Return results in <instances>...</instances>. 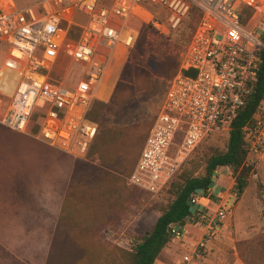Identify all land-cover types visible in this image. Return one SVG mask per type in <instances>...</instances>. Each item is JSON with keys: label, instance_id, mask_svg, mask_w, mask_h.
<instances>
[{"label": "built area", "instance_id": "1", "mask_svg": "<svg viewBox=\"0 0 264 264\" xmlns=\"http://www.w3.org/2000/svg\"><path fill=\"white\" fill-rule=\"evenodd\" d=\"M244 4L257 7L246 25L239 12ZM193 5L201 9V19L180 52V70L128 177L129 186L158 197L201 145L214 136H229L233 120L246 106L264 60V0H112L107 5L101 0H38L20 8L14 0H0V51L8 46L1 70L14 69L11 73L18 76L12 100L0 97L1 120L28 131L38 112L42 138L85 156L98 132L89 110L111 60L128 58L137 44V12L152 13L149 24L168 36ZM62 55L83 66V79L74 88L52 75ZM244 130L247 161L255 164L264 153V100ZM202 196L196 194L191 203L200 204ZM193 214L205 222L204 238L182 264H202L196 260L209 242L205 236L219 232L226 216L222 208L213 216L205 206ZM184 232L185 226L172 224L171 240L181 239Z\"/></svg>", "mask_w": 264, "mask_h": 264}, {"label": "trees", "instance_id": "2", "mask_svg": "<svg viewBox=\"0 0 264 264\" xmlns=\"http://www.w3.org/2000/svg\"><path fill=\"white\" fill-rule=\"evenodd\" d=\"M110 3L111 1L104 2L101 0L102 5ZM256 11V6L244 4L239 11L242 24L246 25ZM189 14L190 21L186 26L188 29V42L193 37L201 19L202 11L199 7L193 5ZM139 31V40L120 76V81L111 102L107 103L94 99L88 113V118L98 124V132L92 140L91 146H89L90 149L84 161L90 164L97 163V165H100L98 167L101 172L110 170L115 172L124 171L128 176L132 174L157 115L148 123L144 134L142 133L132 143H130L132 141V129L129 125H106L103 123V118L110 112L115 111V108L126 106L136 100L141 92L149 87L154 78H168L171 81L180 70V53H173V49L170 48L169 37L160 36L150 24L141 23ZM70 35L77 36L74 30H71ZM154 35L160 36L158 44L152 39ZM178 43H181V38ZM164 47H166L165 52L158 56V51L160 52ZM147 52L149 56L145 59L144 56ZM56 72L52 74L53 77ZM168 88L169 85L166 92ZM263 100L264 60L260 66L254 90L248 97L246 106L231 124L225 148L211 146L203 153H197L182 166L168 189L172 199L162 207V214L157 219L154 227L146 231L141 237L134 238L131 251L118 248L122 252V264H155L164 249L171 243V225L177 224L184 227L187 224V219L193 215L191 211L192 198L199 194V189H202L203 194L208 192L219 169L225 167L231 169L235 186L241 194L249 187L252 178L258 174V169L256 164H249L247 161L248 146L244 128L252 124L254 114ZM38 118L39 113L36 112L29 123V131L35 134L40 131ZM130 156L129 165L126 159H129ZM81 163H83V160L77 159L71 188H73L72 186L76 181L78 166ZM125 163L128 164L127 169H124ZM101 182L98 187H93L95 189H92V191L95 193L101 191L103 188H100ZM135 189L144 191L136 187ZM113 190L115 191V189ZM258 190L264 201V184L261 181L258 184ZM113 194L114 192L110 194V197ZM82 198L83 196L80 195L78 200H82ZM106 200H108L107 196H101L100 200L94 201L105 205ZM238 248L246 264H264V235L260 234L251 240L240 241L238 242Z\"/></svg>", "mask_w": 264, "mask_h": 264}, {"label": "crops", "instance_id": "3", "mask_svg": "<svg viewBox=\"0 0 264 264\" xmlns=\"http://www.w3.org/2000/svg\"><path fill=\"white\" fill-rule=\"evenodd\" d=\"M77 159L39 133L16 130L0 117V264H122L118 248L131 251L134 238L130 246L111 240L123 233L115 207L103 220L90 219L83 210L97 207L75 203L70 194ZM260 167L264 153L257 165L263 178ZM203 238L200 223L185 225L183 237L169 244L181 252L178 264ZM169 246L155 264H174L177 253Z\"/></svg>", "mask_w": 264, "mask_h": 264}, {"label": "rangeland", "instance_id": "4", "mask_svg": "<svg viewBox=\"0 0 264 264\" xmlns=\"http://www.w3.org/2000/svg\"><path fill=\"white\" fill-rule=\"evenodd\" d=\"M36 1L38 0H15L18 8ZM103 1L110 2L112 0ZM137 15L138 17L135 18L134 23L138 29L141 23L149 24L152 19V13L148 11L137 12ZM189 17L190 14L184 18V22H182L176 30L171 31L168 36H164L170 38V48L171 50L173 49V53L175 54L182 52L184 47L188 44V29L186 26L190 21ZM183 34H185L186 37L183 36ZM159 35L161 36L162 34L159 33ZM159 35L152 36L156 44H158L160 40ZM180 38L181 43H178ZM165 50L166 47L162 48L160 52L158 51V56L165 52ZM132 51L121 69L120 61L123 59V56H117L111 60L105 78L98 89L96 99L107 103L111 102L120 81V76L128 59L132 55ZM148 56L149 53L147 52L144 58L147 59ZM7 57L8 46L6 45L5 48L0 51L1 81L3 79L1 76V69L5 65ZM56 71L54 77L71 88L76 87L83 79L82 66L64 55L61 56ZM5 78L9 81L11 80L10 84L14 83L16 85L18 82V76L15 73L10 72L9 74L8 72ZM107 81L108 84L105 86ZM169 83L170 79L168 78H154L149 84V87L141 92L136 100L130 102L126 106L115 108V111L110 112L103 118V123L106 125H129L132 129V141L130 142L132 143L142 135V133L144 134L148 123L154 119L159 112ZM9 86L10 89L6 90L4 89L5 87L3 88L0 84V87H2L0 88L2 89L0 90V97H2L5 102H10L12 100L11 96L15 92V86L12 92L11 85ZM113 86L114 88L112 90ZM4 90L5 92L7 91L6 94H4ZM102 91H104L102 95L104 98L99 96V93ZM108 96H110V98ZM228 138L229 136L226 135L214 136L201 145L193 156L197 153H203L211 146L225 148ZM87 154L85 156H76L78 159L83 160V163L78 166L77 176L75 178L76 181L72 186L73 188H71L70 195H73L75 203H87L94 209L97 207V210H83L90 219L96 217L97 219L103 220L112 215V210L115 207L117 209L115 213L121 216V231L123 233L113 234L115 236H112L111 240L115 239V241L118 240L117 242L122 245L130 246L133 238L141 237L146 231L154 227L157 219L162 214V207L168 204L172 197L168 193V190L158 197H151L147 192L137 191L135 187L128 185L129 176L126 172H115L110 170L108 172H101L98 167L100 165H97V163L90 164L84 161ZM126 160L130 165L129 160H131V156ZM255 164L256 166L259 164V159H256ZM127 168L128 164L125 163L124 169ZM260 172L264 178L263 167H260ZM263 178L256 174L252 178L249 187L239 196L232 173H230L228 169H219L214 176L215 185L211 187L207 193H200L203 196L200 198L199 203L204 205L205 210H208L211 215L214 216L220 208L224 209L226 212L225 218L220 221L221 230L213 236H205L209 242L203 250L202 259L204 260V264H246L238 248V242L251 240L260 234L264 235V201L260 197L258 190L259 182L261 181L264 184ZM100 182V188H103L101 191L99 190L95 193L92 189L98 187ZM113 189H115V191ZM113 192V196L110 197V194ZM80 195L84 197V200H78ZM209 195L210 198H208ZM101 196H107L108 198L105 205L97 203L98 201L95 202L96 200H100ZM130 208L131 213L129 215L128 212ZM78 213L81 214V212ZM197 222H199L202 227H205L204 220L202 221L201 217L196 214H193L187 219V224H196ZM169 247L177 253L176 257H174V264H178V260L181 259V252L174 246Z\"/></svg>", "mask_w": 264, "mask_h": 264}, {"label": "bare ground", "instance_id": "5", "mask_svg": "<svg viewBox=\"0 0 264 264\" xmlns=\"http://www.w3.org/2000/svg\"><path fill=\"white\" fill-rule=\"evenodd\" d=\"M124 56V55H123ZM124 57H126V56H124ZM125 60V59H124ZM124 60H122V61H120V69L122 68L121 67V64H123V62H124ZM126 60H127V58H126ZM125 60V61H126ZM10 65H11V67L12 68H16V64L13 62V61H10ZM15 66V67H14ZM3 74H2V76H3V79H2V81L0 80V84L2 85H6L5 87L6 88H4V89H6V90H8V89H10V86L9 85H11V92L13 91V88H14V86H15V84L14 83H11L10 84V81L7 79V78H5V76L8 74V72H9V74H10V72H14V69H11V68H5L3 71ZM110 73V72H109ZM8 77V76H7ZM16 80V79H15ZM14 80V81H15ZM16 82V81H15ZM106 84H107V82L105 83V86H106ZM3 85H2V87H3ZM2 87H0V88H2ZM113 88V87H112ZM0 90H2V89H0ZM111 90V89H110ZM7 92V91H6ZM112 92V91H111ZM100 95V97H102V98H104L102 95H103V91L102 92H100L99 93Z\"/></svg>", "mask_w": 264, "mask_h": 264}, {"label": "water", "instance_id": "6", "mask_svg": "<svg viewBox=\"0 0 264 264\" xmlns=\"http://www.w3.org/2000/svg\"><path fill=\"white\" fill-rule=\"evenodd\" d=\"M214 185H215V182H213L211 184V187H213ZM198 193H202V189H199ZM240 195H241V192H239V196ZM197 209L203 210L204 209V205L198 204V203H191V211L194 213ZM206 211H208V210H206Z\"/></svg>", "mask_w": 264, "mask_h": 264}]
</instances>
